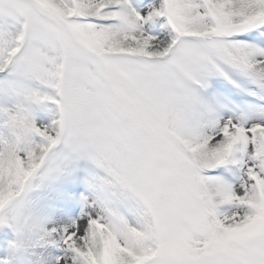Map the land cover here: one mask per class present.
Returning a JSON list of instances; mask_svg holds the SVG:
<instances>
[{
  "label": "snow or ice",
  "instance_id": "obj_1",
  "mask_svg": "<svg viewBox=\"0 0 264 264\" xmlns=\"http://www.w3.org/2000/svg\"><path fill=\"white\" fill-rule=\"evenodd\" d=\"M0 264H264V0H0Z\"/></svg>",
  "mask_w": 264,
  "mask_h": 264
}]
</instances>
